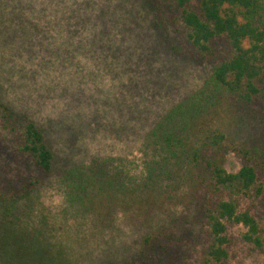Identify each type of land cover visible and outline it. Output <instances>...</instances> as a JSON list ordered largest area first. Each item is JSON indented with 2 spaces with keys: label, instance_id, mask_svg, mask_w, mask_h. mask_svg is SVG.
Segmentation results:
<instances>
[{
  "label": "rangeland",
  "instance_id": "374dc122",
  "mask_svg": "<svg viewBox=\"0 0 264 264\" xmlns=\"http://www.w3.org/2000/svg\"><path fill=\"white\" fill-rule=\"evenodd\" d=\"M176 19L172 0H0V101L46 131L56 165L40 192L16 210L26 256L5 243L0 264L33 263L36 254L43 264H119L111 255L123 256L143 235L144 227L122 211L102 223L97 212L72 204L66 178L100 162L140 163L158 121L211 79L213 65L193 60ZM173 43H182L184 53L174 52ZM232 104L235 111L223 108L220 120L230 143L264 151V103ZM0 139V165L14 167L22 159L9 142L15 138L3 132ZM242 164L231 153L226 168L238 172ZM242 206L264 230V196ZM244 232L230 227L228 264H264V251L246 244ZM176 233L181 245L170 253L173 264H202V228L184 221Z\"/></svg>",
  "mask_w": 264,
  "mask_h": 264
},
{
  "label": "trees",
  "instance_id": "16d2710c",
  "mask_svg": "<svg viewBox=\"0 0 264 264\" xmlns=\"http://www.w3.org/2000/svg\"><path fill=\"white\" fill-rule=\"evenodd\" d=\"M172 1L179 13L175 30L194 61L213 65L211 79L158 121L144 140L140 163L110 167L105 161L73 169L65 191L72 204L97 212L102 223L113 222L122 211L144 227L123 256L111 255L115 261L110 262L173 264L170 253L181 245L176 232L185 221L204 232L201 263L228 264L232 226L243 227V241L264 251L262 225L251 208L242 206L264 196V151L258 145L236 149L220 125L223 108L235 111L233 99L247 106L264 103V0ZM160 22L169 32L166 18ZM172 50L184 53L185 48L173 43ZM0 129V135L14 136L8 140L22 158L14 167L0 165V253L6 243L22 258L25 233L16 210L49 181L55 154L46 131L2 101ZM231 153L242 159L238 172L226 168ZM36 255L29 264H43Z\"/></svg>",
  "mask_w": 264,
  "mask_h": 264
}]
</instances>
